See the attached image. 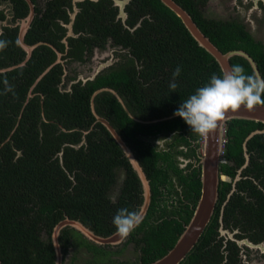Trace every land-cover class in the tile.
I'll return each mask as SVG.
<instances>
[{"label":"trees","instance_id":"1","mask_svg":"<svg viewBox=\"0 0 264 264\" xmlns=\"http://www.w3.org/2000/svg\"><path fill=\"white\" fill-rule=\"evenodd\" d=\"M31 1L36 16L24 42L40 45L24 66H19L25 53L17 30L4 29L0 36V42L6 44L0 48V69L14 67L0 72V262L54 264L51 235L66 217L80 221L97 235L108 236L116 230L112 220L119 209H140L141 182L91 110L93 93L109 88L122 103L114 94L102 91L95 96L94 107L133 152L150 182L151 204L142 224L131 233V241L140 248L142 264L152 263L174 247L201 192L199 135L174 112L212 74L219 75L222 70L160 0H130L124 20L117 18L113 0H85L77 3L79 12L73 24L77 37L67 38L69 61L84 60L85 51L103 47L108 40L126 51L120 55L122 60L84 86L73 85L70 92L59 89L63 76L59 64L34 86L56 59L52 47L65 50L64 25L70 23L68 10L72 11L73 5L72 0H49L38 17L37 0ZM174 1L219 51L248 52L264 76L261 47L241 26L205 19L196 0ZM12 2L19 16L29 13L25 0ZM230 64L253 73L241 57H233ZM177 66L181 73L173 91L169 84ZM31 88L34 96L26 104ZM263 128L261 123L239 119L226 124L224 159L228 163L220 166L222 174L234 180L245 162L246 137ZM160 135L171 136L166 150H157L144 140ZM247 152L249 165L241 172L221 219L225 228L238 231L236 239L258 244L264 241V134L248 140ZM177 156L193 163L181 169ZM118 170L124 171L126 178L118 203L112 204L107 193ZM175 179L181 192L174 186ZM231 187L232 182H220L214 214L180 264H245L242 248L230 240L224 243L218 232L221 207ZM68 233V229L62 231L61 242Z\"/></svg>","mask_w":264,"mask_h":264},{"label":"flooded vegetation","instance_id":"2","mask_svg":"<svg viewBox=\"0 0 264 264\" xmlns=\"http://www.w3.org/2000/svg\"><path fill=\"white\" fill-rule=\"evenodd\" d=\"M50 1L49 0H37V7L39 10H41V13L38 14V17L42 16V13L47 8V3ZM83 1H85V0H72L73 10L72 11L68 10V14L70 15V23L64 25V27L67 29V35L62 40V42L65 45V50L63 52H60V51L56 50L54 47H52V49L56 53V59L53 62V64H51L47 68L48 69L47 73H48L50 71V69H52L55 65L59 64L62 66L63 76L61 78L62 81L59 85V89L63 92H70L72 90V86L75 84L80 83L81 85L84 86L86 83L95 80V78L97 76H99L103 73H106L110 68H112V66L113 67L117 66V64L122 60V58H120V55L123 54L124 52H126L125 50L121 49V47H119L118 45L113 44V42L111 40H108L104 44L103 47L94 46L92 48V50H90L89 52L85 51L84 60H82V61H74V60L69 61V58L67 57L68 48H69L67 38H69V37L76 38L77 37V35H74V33H73V24H74L76 15L79 12V9L77 8V3H82ZM91 1L97 2L98 0H91ZM118 1H121V0H118ZM211 1L212 0H196V2H200V4H197V7H199V10L201 11L202 16L207 20H214V21H221L224 23H236V24H238L239 26H241L243 28V31L246 32V34H248L251 41L254 44H258L261 47V51L264 54V0H228L229 7H231L230 11L232 12L233 17H231L232 15H230L229 18H227L226 20L222 19V16H217V17H221V18L209 17V16L206 17L204 12H205V9L207 8V6L210 4ZM221 1L226 2V0H221ZM113 2H114V5L118 8L117 18H122V20H124L123 14L125 15V12L123 13L120 10V6L116 4L115 0H113ZM26 3H27V1H26ZM32 4L34 7V14H33V19H34L36 16L35 4L33 2H32ZM124 8H125V6H124ZM217 10H219L221 12L222 8L219 7V9H217ZM123 11H124V9H123ZM29 13H30V7H29ZM29 13L24 17L19 16L17 14V12L14 11V3L12 2V0H0V15H1V17H0V36H1V34H3L4 29H7V30L16 29L17 30L18 43H19L21 49L25 53V58L19 66H24L25 64H23V63L25 62L26 58L28 57V61H29L30 58L32 57V54H33V51L35 50V48L40 45V44L28 45L30 48L35 46V48H33L32 52L29 53V56H28V53L23 49V47L20 44V35H21V31L23 29V23L25 22L26 18L29 16ZM72 16H74V17H72ZM125 18H126V15H125ZM33 19H32V21H33ZM32 21H31V23H32ZM31 23H30V25H31ZM29 28H30V26L28 27V29ZM28 29H27V31H28ZM26 34H27V32H26ZM262 36H263V39H262ZM105 50L110 51V59L112 61L110 63L107 62V58L99 57L101 55H99L98 52L99 51L105 52ZM231 51H243L244 53H246L254 61V63L256 64V67L258 69V72L261 75V72L258 68V65H257L255 59L248 52H246L244 50H240V49L230 50L228 52H231ZM228 52H226V53H228ZM233 57H236V56H233ZM233 57H231L230 59H232ZM238 57H241V56H238ZM241 58H243V57H241ZM243 59H245V58H243ZM95 60H97V61H95ZM246 61L248 62V60H246ZM75 65L80 66V69L75 70ZM249 65H250V63H249ZM250 67H251V65H250ZM12 68H14V67H11V68L9 67V69H12ZM251 69H252V67H251ZM0 70H3V69H0ZM252 71H253V69H252ZM43 73L37 78V81L35 82L34 86L45 76L44 75L43 77H41L43 75ZM253 73H254V71H253ZM104 89H108V90H104ZM99 90H104V91H107V92L114 94L112 92V91H114L113 89L103 88V89H99ZM99 90H97V91H99ZM31 93H32V90L29 92L30 96L28 95V98L26 100V104L28 102V99L30 97L34 96ZM114 95L118 98V95L116 92ZM91 110H92V107H91ZM229 121H231V120H229ZM96 122H97V120H96ZM253 122H256V121H253ZM258 123H260V122H258ZM261 124H263V123H261ZM263 126H264V124H263ZM225 129H226V125H225ZM262 130H264V128L263 129H256V130L250 132L249 135L253 132L262 131ZM87 133L88 132H86L85 134H87ZM258 134H264V133H258ZM258 134H255V135H258ZM166 137L169 138L170 141L168 143H170L171 142V136H166ZM144 140H146V137L144 138ZM224 143H225V134H224ZM243 145H244V143H243ZM179 148L182 149L183 147H179ZM166 149H167V146H166ZM184 151H186V150H184ZM199 153H200V161H201V158L203 156V150H201V148L199 149ZM243 153H244L245 162L238 169L237 175L233 181L231 180L230 177L222 174L220 171V167H219V176L221 178L220 182H232L231 190L227 194V199L221 207L220 219L222 217V213H223L225 205L227 204L230 197L235 192V186H236L237 181L240 179L241 172L249 165L250 155L247 152V143H246V150H244V147H243ZM181 157L182 156H177V165L179 166V168L185 169L186 166H188V164L193 163L192 159L184 158V157L181 158ZM179 159L184 160V167H181L180 164L178 163ZM220 160H221L220 166L222 164L228 163L224 159V145L222 148ZM200 161H199V163H200ZM229 163H231V162H229ZM200 166H201V164H200ZM117 174L118 173L116 172L115 183L113 184V186L111 187V189L107 193V198L109 199L110 203H112V204L118 203L120 195H121V189L124 185V180L126 178L124 171H122V174H121L122 176L119 174L120 177L117 176ZM200 174H201V167H200ZM174 182L176 183L174 185L176 187V189L179 192H181V188L177 184L176 179L174 180ZM117 184H119V187H118L119 190L117 192L118 195L116 197H112L111 191H112V189H114L117 186ZM149 184H150V182H149ZM143 193L144 192L142 189V193H141L142 204H141V206L143 205L144 200H145ZM173 197L174 196H171L170 198H173ZM172 202H174L176 204V201L174 199H170V203H172ZM150 204H151V193H150V203H149L148 209L150 207ZM141 206H140V209H141ZM148 209L146 211V214L148 212ZM194 209H193V212H194ZM146 214H145V216H146ZM145 216H144V218H145ZM220 219H219V222H220ZM65 220H71V221H76V222L81 223L78 220H72V219H69L67 217L62 221H65ZM62 221H60V222H62ZM81 224L85 228L90 230L96 236L109 237V236L116 233V230H115L112 234H110L108 236L97 235L94 231H92L91 229L86 227L83 223H81ZM64 229H68L69 233L67 235V239L63 240V242H61L60 237H61L62 231ZM53 231H54V229H53ZM218 232L220 234V237L223 238L224 243H226V241L230 240L242 248V252L240 253V255H242V262H244L245 264H249V263H247V261H245V258L249 259L250 261L252 260V258H251L252 253L250 251L253 249H251L247 244H241L240 245L239 242L247 241L248 243H250L254 246L262 245V244L264 245V241L260 242L258 244H255V243L250 242L248 239H236L235 235L239 234L238 231L231 230L230 228H227V227L225 228L223 223L222 224L220 223V226L218 228ZM52 235H53V233H52ZM52 235H51V241H52V245H53V249H54ZM44 239H46V236ZM131 239H132V237L130 234L126 239H123L118 245H114V246L113 245H99V244L91 241L87 237H85L79 230H77L71 226H65L62 229H60L58 237H57V241H58V244L60 246L61 254H62V264H113V263L114 264H142V262H141L142 254H141L140 248H139V246H137V244L135 242L131 241ZM129 245H132L133 248L138 253L137 259L132 263H126L120 257L121 254L123 253L122 252L123 248H125ZM54 253H55V249H54ZM80 253H82L83 256L84 255L88 256V257L90 256L89 259H86V262H85L84 260H82L80 258V256H79ZM260 254H261L260 257H262V256L263 257L259 258V259L264 260V253L260 252ZM105 261H106V263H104ZM54 264H56V255H55Z\"/></svg>","mask_w":264,"mask_h":264},{"label":"water","instance_id":"3","mask_svg":"<svg viewBox=\"0 0 264 264\" xmlns=\"http://www.w3.org/2000/svg\"><path fill=\"white\" fill-rule=\"evenodd\" d=\"M26 1L30 7V13L29 16L26 18L25 22L23 23V29L20 35V44L23 47V49L28 53L29 56V53L32 52L35 46L30 48L27 44H25L24 38L27 29L30 26V23L33 19L34 7L30 0H26ZM128 1L129 0H121V1L115 0L116 4L120 6V10L123 13H124L123 11L124 6L128 3ZM160 1L167 8H169L177 17L180 18V20L182 21V23L184 24L190 35L194 38V40L198 43L200 47L205 49L217 61L222 71L228 69L231 66L230 64L231 57L241 56L246 60H248L254 73L259 74L256 64L246 53H244L243 51H231L225 54L222 53L213 45V43L209 40V38H207L201 32V30L198 28L196 23L192 20L191 16L183 8H181L179 4H177L174 0H160ZM123 19H125L124 14H123ZM27 61H28V57L26 58L23 64H25ZM6 70H10V69H3L0 70V72H5ZM47 71L48 69L43 73L41 77H43L47 73ZM104 90H108V89H104ZM104 90L96 91L93 94L91 98L92 112L97 122L102 123L106 127V129L110 132L114 140L117 142V144L124 152L126 158L129 160L133 170L139 177L144 192L143 194L145 197L144 203L141 206L140 210H143L145 216L150 203L151 188L149 181L142 167L140 166L139 161L135 158L133 152L126 145L123 139L118 135L115 129L111 126V124L105 118L100 117L96 113L94 107L93 101L95 96ZM112 92L115 94L114 91ZM118 99L122 103V100L119 97ZM234 119L256 121L264 124V105L256 106L253 110H246L242 108L241 110H237L236 112L229 111L226 114L225 119L218 123V127L215 130H213L209 135L206 136L204 149H203V156L200 161L201 192L198 202L195 206L194 212L191 216V219L189 223L185 225L184 230L182 234L179 236L178 240L176 241L174 247L171 250H169L163 257L149 264H180L195 247L201 235L203 234L205 228L209 224L214 214L215 206L218 200V187L221 180L219 176V167L221 162L220 159H221L222 147L224 144L225 125L229 120H234ZM258 133H264V130L251 133L245 139L243 145L244 150H246L247 141ZM220 223L222 224V219H220ZM65 226L74 227L75 229L79 230L85 237H87L88 239L99 245L114 246V245H118L122 241L119 237L116 236V234H113L109 237H100L94 235L90 230L85 228L79 222L71 221V220L62 221L54 228L52 235L55 255H56V264H62V254H61L60 246L57 241V237L60 229H62ZM239 244L240 245L248 244L249 246V243L247 241L239 242Z\"/></svg>","mask_w":264,"mask_h":264},{"label":"clouds","instance_id":"4","mask_svg":"<svg viewBox=\"0 0 264 264\" xmlns=\"http://www.w3.org/2000/svg\"><path fill=\"white\" fill-rule=\"evenodd\" d=\"M5 46V42H0V48ZM180 73L181 68L177 66L173 72V82L169 84L173 91L177 88L175 78ZM259 105H264V76L248 74L242 65L236 64L219 75L212 74L206 84L198 87L194 94L180 104L174 116L180 117L191 132L207 136L218 127V123L225 119L229 111L236 112L242 108L253 110ZM143 220V210L130 211L126 207L119 209L112 220L116 236L121 240L126 239Z\"/></svg>","mask_w":264,"mask_h":264},{"label":"rangeland","instance_id":"5","mask_svg":"<svg viewBox=\"0 0 264 264\" xmlns=\"http://www.w3.org/2000/svg\"><path fill=\"white\" fill-rule=\"evenodd\" d=\"M228 3H229L228 0H226V2H223L221 0H212L210 2V4L207 6V8L205 9L204 14L206 15V17L209 16V17L221 18V17H217V16H222V19L226 20L227 18H229L230 15H232V12L230 11L231 7H229ZM219 7L222 8L221 12L219 10H217V9H219ZM231 17H233V15ZM262 39H263V36H262ZM98 53H99V55H101L99 57H102V58L105 57V58H107V62H109V63L112 62L111 59H110V51L105 50V52L104 51H99ZM95 61H97V60H95ZM77 69H80V66L75 65V70H77ZM199 138H200V136H199ZM146 141H148L150 144L155 146L157 150H165L166 146H167V143L170 140L166 136L160 135L158 137L146 138ZM198 142H200V139H198ZM200 145H201V143H200ZM201 150H203V146L201 147ZM178 163L180 164L181 167H184V160L183 159H179ZM117 173H118L117 176L120 177V175L122 174V171L118 170ZM118 187H119V184H117V186L114 189H112V191H111V196L112 197H116L118 195L117 194V192L119 190ZM42 237L44 239L45 235H43ZM249 247L251 249H253V250L250 251L252 253V257H251L252 260L250 261L249 259L245 258V261H247V263H249V264H264V260L259 259V258L263 257V256L260 257L261 256L260 252L264 253V245L262 244V245L254 246V245L249 243ZM122 252L123 253L121 254L120 257L126 263H132V262H134L137 259L138 253L133 248L132 245H129V246L123 248ZM79 256L85 262H86V259H89V257H90V256L88 257V256H85V255L83 256L82 253H80ZM104 263H106V261Z\"/></svg>","mask_w":264,"mask_h":264},{"label":"built area","instance_id":"6","mask_svg":"<svg viewBox=\"0 0 264 264\" xmlns=\"http://www.w3.org/2000/svg\"><path fill=\"white\" fill-rule=\"evenodd\" d=\"M205 138H206V136H200V143H201V145L204 147V144H205Z\"/></svg>","mask_w":264,"mask_h":264}]
</instances>
